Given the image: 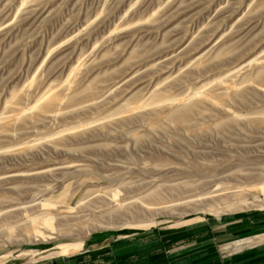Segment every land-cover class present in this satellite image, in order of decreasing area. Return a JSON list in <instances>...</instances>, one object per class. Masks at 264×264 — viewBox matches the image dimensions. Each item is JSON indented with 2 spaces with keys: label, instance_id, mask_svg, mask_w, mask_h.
Instances as JSON below:
<instances>
[{
  "label": "rangeland",
  "instance_id": "1",
  "mask_svg": "<svg viewBox=\"0 0 264 264\" xmlns=\"http://www.w3.org/2000/svg\"><path fill=\"white\" fill-rule=\"evenodd\" d=\"M0 264H264V0H0Z\"/></svg>",
  "mask_w": 264,
  "mask_h": 264
},
{
  "label": "bare ground",
  "instance_id": "2",
  "mask_svg": "<svg viewBox=\"0 0 264 264\" xmlns=\"http://www.w3.org/2000/svg\"><path fill=\"white\" fill-rule=\"evenodd\" d=\"M163 98H165V97H163ZM211 98H212V96L208 92H206V91H198L197 92V98L195 100H192V101L187 102V103H180L179 105H175L173 110L170 113H168V118L172 122L185 123L188 120V118L190 117L191 112L199 104V102L208 101V100H211ZM165 99H167V98H165ZM52 100H54L53 96L50 97V99H49V101L47 103L43 104V106H41L39 108L42 109V110H45L47 105H49ZM110 196L114 198V203L115 202L119 203L122 200H124V198L123 197L120 198L119 195H117V196L110 195ZM140 199L143 202H145L146 204H148V201L146 199H142V198H140ZM47 200L50 201L49 199H47ZM112 200H111V202H112ZM32 201H34V199H31L30 202H32ZM41 204H42V202L38 201L36 203H33L32 205H29V206H31V208L23 207L22 210L23 211H28V210H31L33 208L35 209V208L41 206ZM53 205H54V207H56L55 204H53ZM129 205H132V204L130 203ZM54 207H51V209L54 208ZM66 208L70 210L69 206H66ZM53 219L54 218H53V215L51 214V212L50 211H46L43 215H39V214H35L34 215L33 214L30 217V222H36L37 220H41L40 222L48 230H53V229H56V226L53 223ZM154 223H155V221L152 218L151 219H131L129 221H125L124 222V224L138 225V226H142V227H148L150 225H153ZM30 228H31V226H30ZM30 231L33 234L31 236V240L32 241H34L36 239H39V238L43 239V240H48V239L53 238V236L51 234L48 235V236H45L44 232H42L38 228H36V229L33 228ZM81 244H82V240L60 243V244L57 245V252L56 253H71V252H75L76 250H78L80 248Z\"/></svg>",
  "mask_w": 264,
  "mask_h": 264
}]
</instances>
